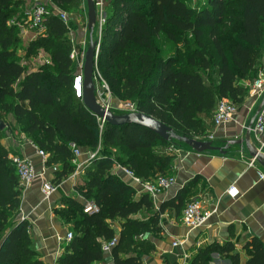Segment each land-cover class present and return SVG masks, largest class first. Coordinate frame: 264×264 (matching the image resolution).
Here are the masks:
<instances>
[{"label": "trees", "instance_id": "trees-1", "mask_svg": "<svg viewBox=\"0 0 264 264\" xmlns=\"http://www.w3.org/2000/svg\"><path fill=\"white\" fill-rule=\"evenodd\" d=\"M33 2L0 0V121L5 125V130L0 129V264H45L34 248L28 224L14 219L22 188L11 158L22 155L2 144L8 128L2 116L8 114L21 126L18 130L25 139L50 154L47 166L60 165L52 180L55 185L75 170L72 143L83 152L99 150L76 190L100 209L88 214L82 202L64 199L65 206L56 213L72 225L74 237L65 244L56 264L105 262L102 244L115 237L113 263L141 264L142 257L153 250L143 236L158 230L159 213L167 206L182 211L183 216L194 182L156 211L149 194L138 195L134 185L113 172L119 164L144 182L155 181L162 174L173 175L176 154L169 148L177 144L137 124L105 122L101 128V120L77 97L74 80L79 68L71 53L74 47L81 49L73 45L70 33L76 17L85 16L84 0L47 2L45 31L25 50L27 56L43 50L49 61L25 74L17 48L27 26L25 10ZM107 3L97 56L100 84L104 80L118 101H130L137 111L181 135L204 138L218 102L241 103L250 90L245 81H254L260 70L264 72V0ZM61 11L69 15L68 22L60 17ZM159 39L171 44V53L165 52ZM144 211L152 213L148 221L136 217ZM114 220L120 221V231L111 224ZM246 247L247 264H264L261 241L253 239ZM234 250L231 242H215L201 248L191 264H210L214 253L240 264Z\"/></svg>", "mask_w": 264, "mask_h": 264}, {"label": "crops", "instance_id": "crops-1", "mask_svg": "<svg viewBox=\"0 0 264 264\" xmlns=\"http://www.w3.org/2000/svg\"><path fill=\"white\" fill-rule=\"evenodd\" d=\"M70 35L74 41L73 31ZM86 36L87 34L78 32L75 45L80 46L78 43L83 42ZM260 74L264 72L260 70L256 79ZM254 81H245L250 87L249 94L241 103L236 104L237 112L234 120L216 126L213 114V122L209 129V134H213L216 138L215 145L223 147L231 140H242V143L229 145L226 154L197 153L187 146H176L179 149V152L175 153L173 169L176 183L153 200L155 210L159 211L162 204L177 199L181 190L188 183L194 182L189 200L197 199L201 201L205 210L213 212L206 225L190 230L182 222V211L167 206L159 213L158 230L143 236L153 246V250L142 257L141 264H191L201 248L215 242L220 245L231 242L235 247L232 254H239L240 264H247L246 245L253 239H258L264 246V181L259 175V172L264 173V167L259 163L256 166L250 165L252 157L246 151L244 140L249 126L251 123L254 124L260 103L264 98V95L258 97L253 91ZM10 135L6 138L12 139H10L12 146L9 148L19 151L22 157L30 159L37 172L31 185L21 191V205L14 219L28 224L39 258L45 264H56L65 250V244L68 243L64 240L67 232L74 233L72 225L62 220L56 210L65 206V198H73L85 204L84 197L76 190V184L86 167L78 174H75L74 170L63 178L57 190L46 198L43 192L44 183L52 182L59 167L47 166V162L38 155L37 148L27 139L22 138L18 142ZM251 143L258 147L253 132H251ZM2 144L6 145L5 141H2ZM89 152L85 151L80 159L85 160ZM262 152L264 153V147ZM113 172L127 183L134 185L138 195L142 194L139 192L140 187L134 184L123 167L116 165ZM231 186L236 188L234 196L228 192ZM151 216L152 213L148 211L136 215L144 221H148ZM111 224L120 231L119 220H114ZM174 241H180L181 244L173 246ZM120 255L123 258L126 256ZM110 257L111 255H106L105 262L98 261L94 264H114L112 257L108 261ZM210 264H233V262L228 256L214 253Z\"/></svg>", "mask_w": 264, "mask_h": 264}, {"label": "built area", "instance_id": "built-area-1", "mask_svg": "<svg viewBox=\"0 0 264 264\" xmlns=\"http://www.w3.org/2000/svg\"><path fill=\"white\" fill-rule=\"evenodd\" d=\"M95 1H96V6L97 5L105 6L104 0H95ZM101 9H103V7ZM48 14H49V10L47 8V4H45L41 0H36L30 7L26 8L25 10V16L27 18L26 27L34 31L37 35L43 33L45 31L44 22ZM60 17L65 22H68L69 20V15L66 14L65 12L61 11ZM97 20H99L98 21L99 22L98 41H100V32H101V28L105 20V15H104L103 10H101V12L98 11ZM71 58L77 61L78 68H79V73L76 76L75 80L82 82V73H83V66H84V60H85V50L84 49L79 50L78 48L74 47L71 53ZM96 72L98 73L97 68H96ZM101 85H102L103 92H107V91L110 92L109 86L104 80L101 83ZM252 89L255 92V94H257L258 97H261L264 95V74H260L258 79L254 81V83L252 84ZM97 92H99L98 89H97ZM76 95L79 98L81 97L80 92H77ZM99 102L101 103L100 100ZM106 107L109 108L108 105ZM120 111L122 113H128V112L137 111V109L133 103L128 101L123 104ZM236 112H237V105L235 102H233L230 99L220 100L214 112L215 125L221 126V125H224L226 123L233 121ZM104 123L105 121L101 120V128H103ZM251 130L253 134L255 135V138L258 142L257 148L260 151H262V148L264 147V105L262 106L260 112L256 116V119L254 121V124L252 125ZM195 138L200 139V140H211V141L216 140L213 134H207L204 138H200V137H195ZM176 146H181V145H172L169 148V151L174 154L178 153L179 149ZM71 149L74 155L73 163L76 165L75 174H78L79 171H82L83 168L91 165L93 160L96 159L99 155V150H96L93 152H89L87 154V158L85 160H81L80 158L82 157L84 153L82 149L79 148L74 143L71 144ZM37 153L39 156L42 157L44 162H46L47 159H46L45 152L37 148ZM11 159L18 169L21 188L25 189L29 187L37 176V172H36L33 162L26 157L21 158V157L13 156ZM257 163L258 162L256 161V159L251 158V161H250L251 166H256ZM118 166H121V165L118 164ZM123 169L125 173L129 177H131L134 184L140 187L141 191L139 192L149 194L153 198V200H155L158 196L163 194L167 189H169L172 185L176 183L175 176L163 175V174L159 175L155 181L144 182L140 178L135 177L133 172L127 169L126 167H123ZM259 175H260V178L264 181V173L259 172ZM57 188H58V185H55L51 181L45 182L43 186V192H44L45 197L48 198L52 193H54L57 190ZM228 192L231 196H234L236 193V188L234 186H231ZM99 209H100L99 206L95 204L93 201H86L84 204L85 213L93 214V213L98 212ZM212 213L213 212L211 210L204 209L201 201L197 199H192L190 202H188V204L184 208L182 222L190 230L198 229L206 225ZM73 237H74L73 231H68L64 240L66 242H69ZM117 243H118V237H115L110 241L103 242L102 244L103 252L106 255H111L112 249L117 245ZM180 244H181L180 241L173 242V246H177Z\"/></svg>", "mask_w": 264, "mask_h": 264}, {"label": "water", "instance_id": "water-1", "mask_svg": "<svg viewBox=\"0 0 264 264\" xmlns=\"http://www.w3.org/2000/svg\"><path fill=\"white\" fill-rule=\"evenodd\" d=\"M87 5V28L89 32V45L85 52V60L82 73V82L74 80V89L81 93V99L85 107L99 119L111 123L113 125H129L137 124L150 129L152 132L160 136L166 141L177 145H184L197 153L219 152L226 154L229 150V145L241 144L242 140H231L225 146H218L211 140H200L194 137H188L177 133L171 126L158 120L157 118L145 114L140 111L128 113H116L107 108L97 99V87L95 79V71L97 68V56L100 48V43L95 39V26L97 24V9L95 0H86ZM264 105L262 99L257 115ZM5 125L0 121V129L3 130ZM252 123L246 134L245 144L248 154L256 159V161L264 167V153L260 151L254 144L251 143ZM111 257L108 258V261Z\"/></svg>", "mask_w": 264, "mask_h": 264}, {"label": "rangeland", "instance_id": "rangeland-1", "mask_svg": "<svg viewBox=\"0 0 264 264\" xmlns=\"http://www.w3.org/2000/svg\"><path fill=\"white\" fill-rule=\"evenodd\" d=\"M28 1H29V3H31L33 1L35 2L36 0H28ZM41 1L44 2L45 4H47V2L49 0H41ZM84 1H85L84 2V4H85L84 7L86 8L85 16H82V18L80 16H78V17H76V19L74 21V23H75L74 25L76 27H74L72 31L75 34V35H73L74 36L73 40L75 42L73 41L72 43H73L74 46H76L75 45L77 43L76 42V38L78 39V37H79V36L77 37L78 32H80L82 34H87L86 38L83 39V42L78 43L81 46V47L80 46H78V47H80L81 50L84 49L85 52H86V50L88 48V45H89V37H88L89 32H88V28H87V5H86V0H84ZM104 1H105V6H107V4H108L107 1L108 0H104ZM105 6H100V5L96 6L97 15H98V11L101 12V10H103V11L105 10ZM102 7H103V9H101ZM98 21L99 20H97V25L98 26L96 25V27H95V39H97V40H98V36H99L98 35V28H99V22ZM37 37H38V35L34 31H32L31 29H28V27L23 28V30H22V41H21V44L19 45V47L17 48V56L19 57L20 63L26 67L25 74L40 69L42 66L46 65L48 63V61H49L48 60L49 56L47 54H45V52L43 50H39L36 54H33L31 56H27L26 55L25 47L28 45V43L32 39H35ZM70 37L72 39L71 35H70ZM159 43H161V45H163V48H164L166 53H171L172 46H171L170 43H166V42L162 41V39H159ZM96 75H97V77H96V87H97V89L99 91V92H97L98 99L101 101L102 104H104L106 106L108 105L109 108L112 111L118 113L125 102L124 101H122V102L118 101L116 98L113 97L111 92H108V91L107 92H103L102 91V85L100 84V81L98 79V73L97 72H96ZM18 83L19 82L16 83V86H17ZM2 117L4 119L3 122L8 124V128L6 129L7 130V132H6L7 136L9 134H11L10 137L16 139V141H18V142L22 138L23 139L25 138V136H24L25 134L24 133H20L19 130H18L19 128H21V126H19L16 123L15 118L11 114L4 115ZM16 126H17V128H16ZM6 138L3 137L2 141H5V143H6L5 147L7 146L8 148L9 147L11 148V146H12V143L10 141L11 138L9 140L6 139ZM182 146H184V145H182ZM49 155H50L49 153L46 154V159L49 158ZM55 167L56 168L60 167V165L57 163L56 166H54V168Z\"/></svg>", "mask_w": 264, "mask_h": 264}, {"label": "bare ground", "instance_id": "bare-ground-1", "mask_svg": "<svg viewBox=\"0 0 264 264\" xmlns=\"http://www.w3.org/2000/svg\"><path fill=\"white\" fill-rule=\"evenodd\" d=\"M78 91L80 92V87H79V90Z\"/></svg>", "mask_w": 264, "mask_h": 264}]
</instances>
